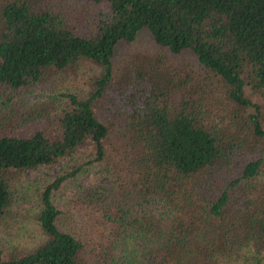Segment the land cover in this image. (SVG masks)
<instances>
[{"label": "trees", "instance_id": "trees-1", "mask_svg": "<svg viewBox=\"0 0 264 264\" xmlns=\"http://www.w3.org/2000/svg\"><path fill=\"white\" fill-rule=\"evenodd\" d=\"M85 1L80 29L0 0V264H264V0ZM142 31L155 54L117 66ZM57 78L82 91L29 102ZM86 150L11 225L21 174ZM84 166L69 205L106 230L60 225Z\"/></svg>", "mask_w": 264, "mask_h": 264}, {"label": "rangeland", "instance_id": "rangeland-1", "mask_svg": "<svg viewBox=\"0 0 264 264\" xmlns=\"http://www.w3.org/2000/svg\"><path fill=\"white\" fill-rule=\"evenodd\" d=\"M42 1L50 7L53 5L54 9L60 11L62 13L61 15L67 18L70 26L76 25L80 29L83 24H85L86 12L92 10L91 7L88 8V6H86L88 3H86L85 0ZM73 9L77 11L76 14L73 13ZM151 42L150 36L145 31H142L135 43H121L116 50V65L118 66L124 62H129L128 67H131L132 62H142V59L152 56L156 51L149 52L153 48L150 45ZM181 60L190 68L197 69L199 67L190 53L183 54ZM167 65L174 68L172 64ZM125 66H127V64ZM67 91L81 92L82 90L77 88V85L70 81H65L64 79L59 80L58 78L52 79V83L49 81L37 88L35 93L29 98V102H39L41 104L37 107H41L43 103H47V101L49 102L54 97H59L60 93ZM217 95L219 94L217 93ZM57 106V108L61 109L65 106V103L60 104V101H57ZM106 106L110 107V105ZM88 153V150L80 151L70 163L67 160H61L52 165L39 166L38 168L23 172L21 174L22 182L18 185V195H22V198H16L15 205L12 207L14 211L11 213L15 218L11 222V225L17 224V222L23 218L25 214L23 208L27 207L26 200L30 199L31 194L34 195L36 192L38 193L44 186L60 175L63 169L70 171L69 166L73 169L78 166L77 164H83L85 160L84 156ZM98 171V169L84 166L82 171L78 172L74 177L67 179L58 190L54 191V204L59 210L64 212L60 219L61 226L62 224H65V226L69 224V227L72 228H87L93 231L107 229V224L104 223L99 213H92L91 211L83 212L77 208H71L69 205V201L81 187L101 178Z\"/></svg>", "mask_w": 264, "mask_h": 264}]
</instances>
